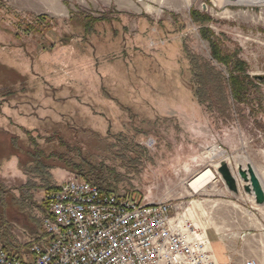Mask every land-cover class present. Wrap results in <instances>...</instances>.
Listing matches in <instances>:
<instances>
[{
  "label": "rangeland",
  "instance_id": "rangeland-1",
  "mask_svg": "<svg viewBox=\"0 0 264 264\" xmlns=\"http://www.w3.org/2000/svg\"><path fill=\"white\" fill-rule=\"evenodd\" d=\"M57 1L63 15L0 0V243L27 257L44 236L46 191L84 179L176 205L219 264H264V203L239 178L251 166L264 189V4ZM211 42L246 64L243 103ZM206 170L214 193L192 192Z\"/></svg>",
  "mask_w": 264,
  "mask_h": 264
},
{
  "label": "built area",
  "instance_id": "built-area-1",
  "mask_svg": "<svg viewBox=\"0 0 264 264\" xmlns=\"http://www.w3.org/2000/svg\"><path fill=\"white\" fill-rule=\"evenodd\" d=\"M46 192L42 240L27 257L0 243V264H219L206 229L168 201L136 200L84 179Z\"/></svg>",
  "mask_w": 264,
  "mask_h": 264
},
{
  "label": "trees",
  "instance_id": "trees-1",
  "mask_svg": "<svg viewBox=\"0 0 264 264\" xmlns=\"http://www.w3.org/2000/svg\"><path fill=\"white\" fill-rule=\"evenodd\" d=\"M211 43L213 59L231 69L229 83L231 85V92L233 93L234 99L243 103L246 100V96H243L242 92L246 91V86H248L246 82L250 81L248 75H246L247 72L245 71L246 64L240 60H235V63H233V57L231 55L225 54L214 42ZM106 191L112 192L110 190Z\"/></svg>",
  "mask_w": 264,
  "mask_h": 264
},
{
  "label": "water",
  "instance_id": "water-1",
  "mask_svg": "<svg viewBox=\"0 0 264 264\" xmlns=\"http://www.w3.org/2000/svg\"><path fill=\"white\" fill-rule=\"evenodd\" d=\"M219 173L225 181V185H227L228 189L237 193L238 189L236 178L226 163H222L220 165ZM239 178L249 184L245 187V190L255 195L257 203H264V189L254 169L251 166H248L246 170H240Z\"/></svg>",
  "mask_w": 264,
  "mask_h": 264
},
{
  "label": "crops",
  "instance_id": "crops-1",
  "mask_svg": "<svg viewBox=\"0 0 264 264\" xmlns=\"http://www.w3.org/2000/svg\"><path fill=\"white\" fill-rule=\"evenodd\" d=\"M12 1L17 5V7H20L21 9H24V10H27V11H31V12H35V10H36L35 9L36 2L38 1V3L41 6V9H40L41 12H50V13H54L55 15H63V13H64V9L60 6V3L57 0H12ZM257 175H258V173H257ZM213 182L214 181H212L211 184ZM211 184H209V185H211ZM207 187H209V186H207ZM207 187H205L204 189H206ZM204 189H202V190H204ZM207 192H209L208 194L214 193V188L213 187H209ZM221 192H222V194L225 197L226 196H230L232 198L236 197V196L234 197V195L230 191L225 189V188ZM237 199H238V196H237ZM202 206H203L202 203L198 202V203H196L195 207L201 209Z\"/></svg>",
  "mask_w": 264,
  "mask_h": 264
},
{
  "label": "bare ground",
  "instance_id": "bare-ground-1",
  "mask_svg": "<svg viewBox=\"0 0 264 264\" xmlns=\"http://www.w3.org/2000/svg\"><path fill=\"white\" fill-rule=\"evenodd\" d=\"M224 2H227L224 0ZM237 4H243V5H261L264 4V0H236ZM214 158H221L224 156V153L218 150L213 151ZM228 160V159H227ZM225 163V159H222L220 164ZM219 164V165H220ZM257 174V173H256ZM258 176V175H257ZM216 179L215 174L211 170H206L199 175H197L189 184V189L194 192L198 193L205 187L209 186L212 181Z\"/></svg>",
  "mask_w": 264,
  "mask_h": 264
}]
</instances>
